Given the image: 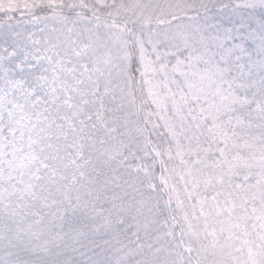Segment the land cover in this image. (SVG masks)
<instances>
[{
    "label": "snow or ice",
    "instance_id": "6c2138e0",
    "mask_svg": "<svg viewBox=\"0 0 264 264\" xmlns=\"http://www.w3.org/2000/svg\"><path fill=\"white\" fill-rule=\"evenodd\" d=\"M0 264H264V0H0Z\"/></svg>",
    "mask_w": 264,
    "mask_h": 264
}]
</instances>
